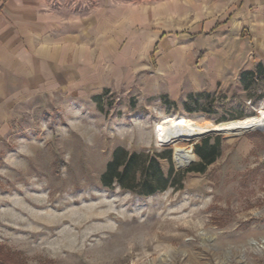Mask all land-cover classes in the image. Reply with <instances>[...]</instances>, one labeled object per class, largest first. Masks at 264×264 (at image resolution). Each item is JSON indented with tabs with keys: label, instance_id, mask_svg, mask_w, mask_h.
Listing matches in <instances>:
<instances>
[{
	"label": "rangeland",
	"instance_id": "374dc122",
	"mask_svg": "<svg viewBox=\"0 0 264 264\" xmlns=\"http://www.w3.org/2000/svg\"><path fill=\"white\" fill-rule=\"evenodd\" d=\"M228 3L38 1L59 28L33 47L12 31L16 59L0 61V264H264V130L179 143L171 130L264 108V74L243 78L264 47L253 24H218ZM206 138L221 155L180 189L101 182L118 146L172 150L167 173L199 162Z\"/></svg>",
	"mask_w": 264,
	"mask_h": 264
},
{
	"label": "trees",
	"instance_id": "16d2710c",
	"mask_svg": "<svg viewBox=\"0 0 264 264\" xmlns=\"http://www.w3.org/2000/svg\"><path fill=\"white\" fill-rule=\"evenodd\" d=\"M264 74V63L259 62L254 69L243 72L246 75L260 77ZM200 157L199 162L187 169L177 170L173 163L166 173L160 164L161 158H172V150L152 153L150 151H129L122 146L114 149L112 159L108 162L101 175V182L106 187L118 184L124 189L141 195H153L170 187L180 189L188 173L205 172L208 165L214 163L221 155L219 140L211 143L209 138L195 148Z\"/></svg>",
	"mask_w": 264,
	"mask_h": 264
},
{
	"label": "crops",
	"instance_id": "0c3cea01",
	"mask_svg": "<svg viewBox=\"0 0 264 264\" xmlns=\"http://www.w3.org/2000/svg\"><path fill=\"white\" fill-rule=\"evenodd\" d=\"M38 1L40 0H0V61L6 59V54L16 59L14 55H17L18 51L13 46L20 43H13L15 35L12 31L19 29L23 31L27 38L26 45L33 47L35 33H40L42 30L54 31L55 26L59 28V21L53 15L39 17L41 14L38 11ZM251 6L254 7L253 13L250 12ZM225 15L223 22L218 24L229 23L234 17L239 23L244 22L245 27L251 23L257 39L256 45L264 47V0H229ZM259 62H263V59L256 61ZM14 68L20 70L17 65Z\"/></svg>",
	"mask_w": 264,
	"mask_h": 264
},
{
	"label": "bare ground",
	"instance_id": "6f19581e",
	"mask_svg": "<svg viewBox=\"0 0 264 264\" xmlns=\"http://www.w3.org/2000/svg\"><path fill=\"white\" fill-rule=\"evenodd\" d=\"M258 128L264 129V108L254 115L220 123H199L191 119H180L171 125L172 135L176 143L195 140L213 133L238 134ZM175 152L176 162L180 166L187 165L192 158L190 150L180 148L176 144Z\"/></svg>",
	"mask_w": 264,
	"mask_h": 264
},
{
	"label": "water",
	"instance_id": "95a60500",
	"mask_svg": "<svg viewBox=\"0 0 264 264\" xmlns=\"http://www.w3.org/2000/svg\"><path fill=\"white\" fill-rule=\"evenodd\" d=\"M259 130H264V129H261V128H258ZM174 156H175V160H176V152L174 153ZM178 166H180L179 164H177ZM181 167V166H180Z\"/></svg>",
	"mask_w": 264,
	"mask_h": 264
}]
</instances>
